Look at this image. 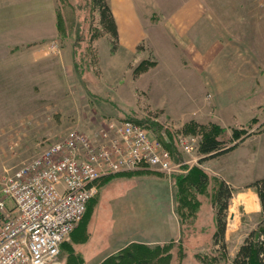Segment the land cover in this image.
I'll use <instances>...</instances> for the list:
<instances>
[{
    "label": "rangeland",
    "instance_id": "1",
    "mask_svg": "<svg viewBox=\"0 0 264 264\" xmlns=\"http://www.w3.org/2000/svg\"><path fill=\"white\" fill-rule=\"evenodd\" d=\"M57 2L62 26L72 35L63 41L56 36L40 47L42 53L47 52L57 60L55 74L43 67L0 74V176L4 170L37 157L72 129L92 133L98 131L105 119L119 118L144 125L166 144L175 162L186 163L170 175L154 173L159 178L108 176L96 181L95 193L74 230L62 242L56 264H92L97 253L101 258L111 254L121 240L122 227H138L128 234L166 227L165 217L141 225L136 222L166 208V178L174 182V178L184 177L193 169L204 173L207 182L197 191L173 186L174 213L182 230L181 237L168 243V261L157 259L162 252L159 249L153 255V263L230 264L244 238L257 229L260 219V204L252 183L264 178V0L212 3L205 0L206 6L216 3L226 13L224 22L217 25L223 26L218 29L219 36L242 40L237 45L218 46L217 60L227 59L232 64L235 61L238 68L234 73L244 74V79L234 87L222 90L207 85L209 74L202 82L193 76L189 78L178 61V52L164 51L163 46L150 45L148 40L141 41L133 54L126 53L122 47L116 51L117 45L112 50L106 36L95 32L97 13L90 0ZM139 2L145 5L144 12L151 22L164 21L159 14L164 0ZM243 26H248V30H243L244 37L240 30ZM5 35V31H0V40H5ZM93 38L98 61L91 58V47L86 45ZM72 45L77 62L81 63V77L74 70L68 73L62 68L65 64L62 54ZM235 49H239V57ZM9 52H15L13 47ZM32 52L33 49L15 54ZM0 54L6 55L8 51L4 48ZM7 64L13 68L22 62L16 56L8 57L7 62L0 61V66ZM231 71L218 69L210 72V76L225 77ZM253 72H256L254 76ZM221 85H225L224 79ZM192 89L195 93L189 92ZM248 101L263 104L248 111L243 108ZM209 124L218 125L217 137L222 149L227 150L213 157L197 150L200 139L195 132L197 126L207 129ZM232 131L245 133L234 138ZM181 138L194 139L191 155L181 151ZM220 182L233 192L224 212L223 242L215 244L214 194ZM247 196H253L254 207L247 206ZM153 201L155 206H151ZM112 232H115L114 240L106 243Z\"/></svg>",
    "mask_w": 264,
    "mask_h": 264
},
{
    "label": "built area",
    "instance_id": "2",
    "mask_svg": "<svg viewBox=\"0 0 264 264\" xmlns=\"http://www.w3.org/2000/svg\"><path fill=\"white\" fill-rule=\"evenodd\" d=\"M179 142L184 154L193 153L194 139ZM185 163L129 120L105 119L92 133L70 130L0 176V264H56L99 179L136 171L170 175Z\"/></svg>",
    "mask_w": 264,
    "mask_h": 264
},
{
    "label": "crops",
    "instance_id": "3",
    "mask_svg": "<svg viewBox=\"0 0 264 264\" xmlns=\"http://www.w3.org/2000/svg\"><path fill=\"white\" fill-rule=\"evenodd\" d=\"M139 1L108 0L118 32L116 51L122 47L126 53L133 54L135 47L141 41L148 40L150 42L148 44L150 45L157 47L163 46L164 51H169L170 53L178 52V61L181 62L182 68L189 74V78L193 76L198 82H202V78L209 74V79L208 81L206 80V83L211 88L215 86L216 89L219 88L222 90L229 86L234 87L238 81L244 79L243 73H241V76L234 73L238 68L237 65H234L235 61L232 64L227 59L225 61L223 59L217 60L219 45H237V43L242 42V40L239 41L240 38L236 39L228 35L225 37L219 36L218 29H222L223 26L219 27L217 25L219 22H224V15L226 13L218 4L215 3L214 5L206 6L205 0H164L161 4V10H159V14L164 21L156 24L148 19L146 12H144L145 5H142ZM214 1L217 0H210L211 3ZM218 14L221 15L217 16ZM262 20L264 22V17ZM244 28L248 30V26H243L240 29L242 31V37H244ZM256 28L259 29L260 26ZM0 31H5V36H7L5 40H0V51L2 54L4 48L8 51L6 55L0 54V61L4 60L7 62L8 57L16 56L22 62L21 65L13 68L9 64L5 66L1 65V75L16 69L25 70L34 68L35 70L37 68L41 69L42 67L53 71L55 74L58 67L57 60L53 55L45 51V53H42L43 49H40L41 45L46 43V41L53 40L57 36L54 0H0ZM10 33L12 36H10ZM153 40H155V44H153ZM11 47L15 51L12 54L9 52ZM32 49L33 52L29 54H15L23 50ZM238 50L235 49L234 52L239 57L240 51ZM62 56L65 61L64 67L62 66V68L69 73V71L71 72L73 70L71 46L68 47ZM241 57L245 62L243 55ZM224 68L232 71L225 77L211 75L213 77L211 79L210 72L212 74L218 69L222 70ZM255 74L256 72H253L252 76ZM250 76L251 74L248 77L245 76V79ZM223 79L225 85H221ZM189 92L195 93L193 89ZM260 104L263 103L251 104L248 101L244 104L243 108L250 111ZM247 113L249 114V112ZM156 174L153 172L136 171L115 176H126L128 178L161 177ZM166 180L168 182V190H166L168 193V202H166V208L163 209V212L156 213L154 211L149 218L137 220L136 223L141 225L149 221H159L165 217L167 218V226H157L150 228L146 232H143V230H140V232H132L133 234L131 232L128 234L127 232L133 228L138 229V227L132 225L122 227L119 229V233L122 235L121 240L116 244L117 249L111 254L118 252L130 243L163 245L179 240L181 231L178 218L174 213L173 187L171 186V181L167 178ZM252 197L247 196L246 198V203L249 208L254 207ZM155 205L156 203L153 201L151 206ZM114 238L115 232H112L107 237L106 243L114 240ZM111 254L101 258L97 253L92 258V264H99Z\"/></svg>",
    "mask_w": 264,
    "mask_h": 264
},
{
    "label": "trees",
    "instance_id": "4",
    "mask_svg": "<svg viewBox=\"0 0 264 264\" xmlns=\"http://www.w3.org/2000/svg\"><path fill=\"white\" fill-rule=\"evenodd\" d=\"M90 4L92 9L97 13L98 26L96 27L97 29L95 30V32H97V34L105 35L110 42L111 49L114 50L118 42V32H117L115 19L113 17L112 10L108 3V0H90ZM55 15H56L57 37H60V39H62L63 41L66 38H68V36L72 35V33L71 31H66L65 26H62L63 21L61 20V17L59 15L57 0H55ZM95 41H96L95 38H93L92 40L88 39L86 45L88 47H91V52H92L91 58L92 59L95 58V60L98 61V52H97L96 44L94 43ZM71 52H72L73 70L78 76L81 77V70H80L81 63L79 64V61L77 62V53L75 52V48L73 45L71 47ZM95 60L92 61L95 62ZM92 65L94 66V63H92L91 66ZM119 119L132 121L135 124H138L147 130V128L144 125L140 124L137 121H133L130 119H122V118ZM197 127L199 133L197 132L198 130H196L195 132L196 134L200 135L199 144L197 147L198 152L213 157L215 155H219L227 151L226 149H222L221 141L217 137L218 134L217 132H219L220 129L218 125L209 124V128L207 127V129H204L203 125ZM243 133L245 132L243 131L241 133L238 131H232L234 138H239ZM151 134L163 145V147L167 149L166 144L159 138V136H157V134H155L154 132ZM107 178L109 177H105L103 179H107ZM174 179L175 181L171 182L172 187L178 186L184 190L185 188L187 189L191 188L197 191V189H199L202 185H204L207 182L206 175L198 171L197 169L190 170V172L184 177H177ZM252 187L254 188V191L258 197L260 204L259 223L257 229L251 231L248 234V236L244 238L242 244H240V246L238 247V250L235 253L234 257L232 258L230 264H264V178L253 182ZM232 192H233L232 189L229 186H227V184L220 182L214 194V204L216 206V213H215L216 229L212 235V239L215 244H219V243L222 244L224 239V230H225L224 212L227 208L228 201L232 196ZM180 231L182 233L181 227H180ZM168 248H169L168 244L153 246V245H145L139 243H130L121 250H119L118 252L106 257L99 264H156L153 263L155 261L152 260L154 253H156L159 249H161L162 251L161 255L157 257V259L161 261L163 259L164 260L166 259L165 261H168L170 254V252L167 250Z\"/></svg>",
    "mask_w": 264,
    "mask_h": 264
}]
</instances>
